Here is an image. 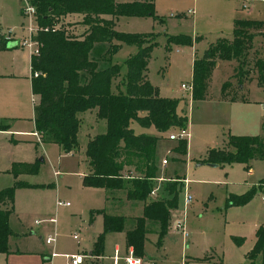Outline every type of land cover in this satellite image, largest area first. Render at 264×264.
Wrapping results in <instances>:
<instances>
[{
	"label": "rangeland",
	"instance_id": "rangeland-1",
	"mask_svg": "<svg viewBox=\"0 0 264 264\" xmlns=\"http://www.w3.org/2000/svg\"><path fill=\"white\" fill-rule=\"evenodd\" d=\"M252 1L245 11L234 9L239 4L237 0H153L152 16L120 17L114 22L118 33L151 39L154 46L146 63V80L159 97L181 101L187 117L185 132L189 133L181 155L174 152L178 140L167 139L178 130L171 129L156 141L157 174L171 176L165 181H179L182 189L178 208L170 212L160 245L156 246L153 232L145 235L141 264H244L257 225L264 222V160L248 161L247 170L242 164L212 168L205 162L209 152L221 148L229 135L264 140V88L258 85L257 70L252 68L238 83L233 77V64L219 61L210 72L201 98L192 99L190 92L179 90L180 85L191 83V61L199 58L217 37H230L234 20L264 23V3ZM21 7V0H0V35L8 42L18 43L29 36L28 20ZM72 19H66L62 26L67 35H78L80 28ZM30 26L36 29L33 17ZM171 37L200 40L185 46L170 42ZM251 45L264 56L263 38L253 37ZM135 52V46L122 44L112 54L110 64L117 66L118 73L111 80V92L124 91L125 61ZM29 55L26 47L19 46L0 51V132H7L0 134V190L15 181L30 185L13 192L10 225L18 235L9 243L15 252L0 254V264H66L65 256L87 249L91 237L101 233L100 215L91 219L90 213L101 209L102 196L97 190L80 188L76 177L84 171L83 150L92 120L87 112L79 115L77 151L71 156L61 153L55 145L33 146L35 138L30 132L34 129L32 114L37 100L30 91ZM19 132L21 136L16 135ZM143 132L159 135L152 128ZM35 151L37 156L33 158L31 152ZM10 159L36 163L37 171L14 180L7 172ZM52 170L59 175L54 177ZM252 187L256 192L246 203L229 205L230 198ZM184 190L191 198L185 205ZM57 202L68 203L69 207L58 206ZM177 221L185 236L174 230ZM73 233L76 241L71 238ZM53 234V243L46 245L44 241ZM114 244L107 243L105 251L110 246L111 253ZM51 253L55 255L48 260ZM84 261L97 263L90 257Z\"/></svg>",
	"mask_w": 264,
	"mask_h": 264
},
{
	"label": "trees",
	"instance_id": "trees-1",
	"mask_svg": "<svg viewBox=\"0 0 264 264\" xmlns=\"http://www.w3.org/2000/svg\"><path fill=\"white\" fill-rule=\"evenodd\" d=\"M34 8L37 54L30 56V91L37 98L32 122L39 143L56 145L64 154L77 150L79 115L95 110L104 122V132L89 138L84 157L87 173L81 178L86 188L103 190L105 199L121 194L125 201L139 202L141 215L129 219L131 228L124 231L127 219L107 215L103 209L92 211L102 219L101 233L90 245L88 255H102L104 235L124 231V245L136 258L143 257L145 235L151 231L160 245L169 223L170 212L177 209L182 185L179 181L156 182L155 144L157 138L134 134L131 125L152 128L159 134L171 129H185L187 117L178 110L180 101L161 98L150 86L145 68L154 44L148 36L118 33L113 21L118 17L152 16V0H30ZM79 16L78 35H67L65 19ZM264 39V23L234 20L230 37H217L191 64L190 97L199 99L206 88L211 70L218 61L233 64V77L239 83L253 69L258 85L264 88V56L251 45L253 37ZM200 38L171 37L170 42L191 46ZM8 41L0 35V50ZM135 46L136 52L125 61L124 91L111 92L110 83L118 68L110 64L112 54L121 45ZM36 74V76H34ZM185 140H178L174 152L184 154ZM264 160V140L254 137L227 136L219 149H212L208 164H242ZM36 163L12 162L8 174L34 175ZM158 186V189H157ZM30 185L15 181L0 190V254H8L7 239L12 235L8 217L13 211V192ZM256 190L229 199V205L246 203ZM154 227V229H152ZM244 264H264V222L257 225L252 248ZM90 264H99L92 262Z\"/></svg>",
	"mask_w": 264,
	"mask_h": 264
},
{
	"label": "crops",
	"instance_id": "crops-1",
	"mask_svg": "<svg viewBox=\"0 0 264 264\" xmlns=\"http://www.w3.org/2000/svg\"><path fill=\"white\" fill-rule=\"evenodd\" d=\"M258 2H260V3H264V0L261 2V1H259V0H257ZM152 2H153V0H152ZM236 2V1H235ZM237 2H238V0H237ZM239 3V2H238ZM253 3V1H251L250 3H248L247 5H245V7L244 8H242L241 7V4L239 3V4H237L236 6H235V8L234 9H236V10H245V11H248L249 10V8H250V5ZM187 11H189L190 12V10H187ZM190 15H191V12H190ZM71 18H74V19H72V20H74V21H72V22H78L79 20H80V17L79 16H72V17H70V18H68V20H70ZM118 18H120V17H118ZM118 18H116V19H114V21H113V29H114V22L118 19ZM66 20V19H65ZM9 42H15L14 40H12V41H9ZM16 43V42H15ZM122 45V44H121ZM120 47V46H119ZM14 48H17V45H15L14 47H12V48H10V49H3V50H0V51H6V50H11V49H14ZM27 58V60H28V64H29V59H30V55L28 56V57H26ZM219 62V61H218ZM230 62V61H229ZM232 63V62H231ZM191 64H192V61H191ZM218 65V63H216V65H215V67ZM29 73H30V71H29ZM190 73H191V71H190ZM30 75V74H29ZM29 83H30V79H29ZM179 90L180 91H182L181 89H180V87H179ZM182 92H185V91H182ZM32 95V94H31ZM33 96V95H32ZM35 97V96H34ZM36 100H37V98H36ZM182 100V99H181ZM35 105V104H34ZM33 105V106H34ZM185 106H186V103L184 104ZM182 104H181V101H180V103H179V105H178V110H182ZM184 111H185V109H184ZM89 115H90V118H91V125L89 126V129H88V131H87V134H86V142H87V140L89 139V138H92V137H94V136H96V135H99V134H102L103 132H104V129H105V126H104V122L102 121V120H99V119H97L96 118V112H95V110H91V111H88L87 112ZM185 114H186V112H185ZM83 118V117H82ZM102 126H104L103 127V130H102ZM95 127H99L98 128V130H96V131H94L93 130V128H95ZM34 128V127H33ZM131 129H132V131L134 132V134H144V129H142V128H139L137 125H135V124H132L131 125ZM148 129H150V128H148ZM21 132H19V133H16V135H19V136H21V134H20ZM30 133H34V129H33V132H30ZM0 134H7V132H0ZM165 134V133H164ZM164 134H159V135H155V134H149V135H151V136H155L157 139H158V136L160 137V136H162V135H164ZM188 134V137H189V133H187ZM146 135H148V134H146ZM29 137H33V136H30V135H28ZM35 138V137H34ZM186 141V140H185ZM86 142H85V145H86ZM173 142V141H172ZM54 145V144H50V143H39V142H37L36 141V139H35V141L33 142V146L35 147V148H37V147H39V146H41L42 147V145ZM56 146V145H55ZM60 150V149H59ZM84 150H85V148H84ZM84 150H83V167H84V171H82V172H80V173H78L77 174V180H78V183H79V186H80V188H82L83 190H97V191H99L100 192V194H101V196H102V207H101V209H103V211L107 214V215H111V216H123V217H125L126 219H127V221H126V225L124 226V231L125 230H128V229H130L131 228V222H129V219H132V218H136V217H139L140 215H141V210H142V205H141V203H139V202H130V201H125L124 200V198H123V196L121 195V194H114V195H112V198H110V199H105V196H104V192H103V190H101V189H98V188H86V187H83L82 185H81V178L87 173V165H86V162H85V157H84ZM42 151L43 152H45L46 151V149L45 150H43L42 149ZM77 151V150H76ZM76 151H74V152H72V153H67V154H64V155H69V156H71V155H73ZM60 152L62 153V151L60 150ZM154 155H155V153H154ZM37 156V153H36V151L34 152V153H32L31 152V157H33V158H35ZM12 163V161H11V159L10 160H8L7 161V167H9V165ZM165 164H166V162H165ZM164 164V165H165ZM55 173V174H54ZM52 175L54 176V177H57L59 174H58V172L57 171H53L52 170ZM22 176H26V175H22ZM22 176H18L17 178H19V177H22ZM170 177L171 176H161L160 174H157V172H156V178H155V180H156V182H161V181H165V180H170ZM182 180H184V179H182ZM261 201H263V198H261ZM67 207H69V206H67ZM100 210V209H99ZM94 211H96V210H94ZM92 212V211H91ZM11 215V214H10ZM10 215H9V217H8V227L10 228V231H11V233H12V235L11 236H9L8 237V239H7V244H8V254H11V253H14L15 251L12 249V246L10 245V243L9 242H11V241H13V240H15L16 239V237H17V233L13 230V228L11 227V225H10ZM95 214H93V215H91V219H92V217L94 216ZM99 215V214H98ZM101 217V216H100ZM54 221V220H53ZM101 222H102V219H101ZM51 224H54V222L52 223V222H50ZM101 228H102V223H101ZM124 231L123 232H119V233H108V234H105L104 235V240H103V251H102V255H101V257L100 258H98V259H96V261H97V263H99V264H124L123 263V260H122V258L123 257H125L126 255H127V251L130 249V248H126L125 247V245H124ZM98 235V234H97ZM96 235V236H97ZM96 236H92L91 237V240H90V243H89V246H88V248L87 249H85V250H83L82 252H80V253H78V254H82V255H85V254H88V251H89V248H90V245H91V243L93 242V240L95 239V237ZM117 239H118V241H117ZM73 240V239H72ZM77 240V239H76ZM76 240H74V241H76ZM254 241V240H253ZM114 244V243H117V244H114L113 246H112V250H111V253L110 252H108V248L110 247V246H108L107 248H106V251H105V247H106V244ZM118 243H120V244H118ZM8 254H3V255H8ZM116 256V263H113V258ZM51 257L49 256V258H48V260L50 259ZM46 258H44V260H45ZM93 259V258H92ZM139 259V258H138ZM143 259V257L142 258H140L139 259V261H140V264H141V260ZM46 261V260H45ZM85 263V261L83 262V264Z\"/></svg>",
	"mask_w": 264,
	"mask_h": 264
},
{
	"label": "built area",
	"instance_id": "built-area-1",
	"mask_svg": "<svg viewBox=\"0 0 264 264\" xmlns=\"http://www.w3.org/2000/svg\"><path fill=\"white\" fill-rule=\"evenodd\" d=\"M251 1L252 0H238V2L241 4L242 8H244L245 5H247ZM259 1L262 2L263 0H259ZM21 2H22V7H21L20 11H21L22 15L25 16L27 18V20H28L27 32H28L29 36L26 39L19 40V42L16 43V45L19 46V47H26L29 50L30 56H33V55L37 54V50H38L37 42H34V41L31 40V36L35 33V30H36L35 28L32 29L31 26H30V18L31 17H33V19L35 18L34 17V8L31 6L30 0H21ZM187 13H189V11H187ZM7 33L9 34V31ZM34 76H36V74H34ZM180 89L182 91H185V92L186 91L190 92L191 85H189V86L180 85ZM32 135L35 137L36 141L39 142L38 135L35 132ZM187 138H188V134L185 132V129H179L177 134H169L168 137H167V139L169 141L186 140ZM165 162H166L165 160H162L161 164L164 165ZM190 201H191L190 196L187 193H185V190H184V194H183V197H182V204L183 205L188 204V203H190ZM57 205L58 206L67 207L68 203L57 202ZM49 222L53 223L54 221L52 219H50ZM174 230L180 231L182 236H185V233H183L181 222L177 221L175 223ZM71 238L73 240H76L77 239L76 234L73 233L71 235ZM53 241H54V234L52 235L51 238L48 237L44 241V243L46 245H50V244L53 243ZM54 255L55 254L51 253L50 257H53ZM88 257H89L88 255L74 254V255L65 256V259H66V264H83L84 260L86 258H88ZM116 259L117 258L115 256L113 258V263H116ZM122 260H123L124 264H140L139 259L133 256L131 249H129L127 251V255L125 257H123Z\"/></svg>",
	"mask_w": 264,
	"mask_h": 264
},
{
	"label": "water",
	"instance_id": "water-1",
	"mask_svg": "<svg viewBox=\"0 0 264 264\" xmlns=\"http://www.w3.org/2000/svg\"><path fill=\"white\" fill-rule=\"evenodd\" d=\"M16 45V43L15 42H8L7 44H6V49H10V48H12V47H14ZM40 161H41V159H39ZM207 165L209 166V167H212V168H214V167H216L217 165H215V164H208L207 163ZM199 166V164H196L195 165V167H198Z\"/></svg>",
	"mask_w": 264,
	"mask_h": 264
}]
</instances>
